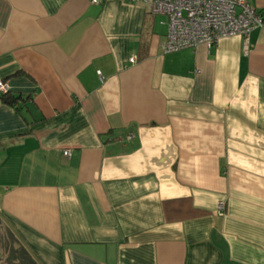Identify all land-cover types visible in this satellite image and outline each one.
<instances>
[{"label": "crops", "instance_id": "0c3cea01", "mask_svg": "<svg viewBox=\"0 0 264 264\" xmlns=\"http://www.w3.org/2000/svg\"><path fill=\"white\" fill-rule=\"evenodd\" d=\"M167 34L146 1L0 0V220L36 264H264V26Z\"/></svg>", "mask_w": 264, "mask_h": 264}, {"label": "built area", "instance_id": "2783aa9c", "mask_svg": "<svg viewBox=\"0 0 264 264\" xmlns=\"http://www.w3.org/2000/svg\"><path fill=\"white\" fill-rule=\"evenodd\" d=\"M94 4L102 0H90ZM146 1L154 14H164L167 18L168 34L164 44L165 52H174L192 48L198 44L208 47L218 40L240 36L244 43L249 32L264 26V12L257 11L247 0H128ZM132 55L130 62H135ZM100 75V71H97ZM8 87L0 81V92L5 93ZM69 155V150L63 151ZM223 211L224 204L218 203ZM222 213V212H221Z\"/></svg>", "mask_w": 264, "mask_h": 264}, {"label": "water", "instance_id": "95a60500", "mask_svg": "<svg viewBox=\"0 0 264 264\" xmlns=\"http://www.w3.org/2000/svg\"><path fill=\"white\" fill-rule=\"evenodd\" d=\"M0 230L4 232V255L0 259V264H3L4 260H7L9 264H36L19 240L1 220Z\"/></svg>", "mask_w": 264, "mask_h": 264}, {"label": "trees", "instance_id": "16d2710c", "mask_svg": "<svg viewBox=\"0 0 264 264\" xmlns=\"http://www.w3.org/2000/svg\"><path fill=\"white\" fill-rule=\"evenodd\" d=\"M1 98L6 102V103H11L15 105L18 100H23L21 95H13L9 91L5 93H1Z\"/></svg>", "mask_w": 264, "mask_h": 264}, {"label": "bare ground", "instance_id": "6f19581e", "mask_svg": "<svg viewBox=\"0 0 264 264\" xmlns=\"http://www.w3.org/2000/svg\"><path fill=\"white\" fill-rule=\"evenodd\" d=\"M7 91H8V90H7ZM7 91H6V92H7Z\"/></svg>", "mask_w": 264, "mask_h": 264}]
</instances>
